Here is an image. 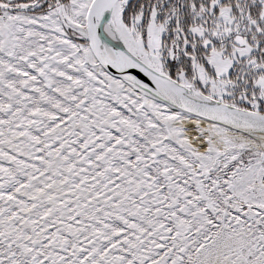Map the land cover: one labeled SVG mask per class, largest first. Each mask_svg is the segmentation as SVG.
I'll list each match as a JSON object with an SVG mask.
<instances>
[{
  "label": "snow or ice",
  "instance_id": "snow-or-ice-1",
  "mask_svg": "<svg viewBox=\"0 0 264 264\" xmlns=\"http://www.w3.org/2000/svg\"><path fill=\"white\" fill-rule=\"evenodd\" d=\"M0 264H264V0H0Z\"/></svg>",
  "mask_w": 264,
  "mask_h": 264
}]
</instances>
